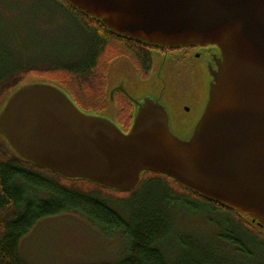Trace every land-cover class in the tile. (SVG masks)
<instances>
[{"label":"water","instance_id":"water-1","mask_svg":"<svg viewBox=\"0 0 264 264\" xmlns=\"http://www.w3.org/2000/svg\"><path fill=\"white\" fill-rule=\"evenodd\" d=\"M111 32L160 48L216 47L207 100L191 133L166 106L135 105L129 132L81 111L58 86L23 82L0 112V135L23 159L122 192L164 174L264 228V0H67ZM114 104L111 109L114 110ZM114 112V111H113Z\"/></svg>","mask_w":264,"mask_h":264},{"label":"trees","instance_id":"trees-1","mask_svg":"<svg viewBox=\"0 0 264 264\" xmlns=\"http://www.w3.org/2000/svg\"><path fill=\"white\" fill-rule=\"evenodd\" d=\"M57 1L90 37L89 56L78 64L34 67L35 75L58 86L87 114L101 115L114 104L118 125L129 132L135 105L122 92L111 102L108 73L116 60L127 58L140 77L149 76L154 63L151 49L156 47L119 36L67 0ZM8 66L0 58V112L24 82L23 76L8 75ZM187 210L210 227L203 230L206 236L177 230L179 217ZM62 213L80 214L100 230L126 238L127 256L102 264H264V228L164 174L145 172L134 190L122 192L85 179H68L28 162L0 135V264H25L19 252L21 240L41 220ZM170 242L168 254L173 258L161 249Z\"/></svg>","mask_w":264,"mask_h":264},{"label":"rangeland","instance_id":"rangeland-1","mask_svg":"<svg viewBox=\"0 0 264 264\" xmlns=\"http://www.w3.org/2000/svg\"><path fill=\"white\" fill-rule=\"evenodd\" d=\"M86 34L57 0H0V58L9 65L8 75L23 76L25 83L41 80L34 67L84 62L91 45ZM153 55V69L143 78L127 58L116 60L108 73V89L123 87L136 101L153 97L166 106L174 133L187 138L204 109L211 76L203 58L192 57L185 68ZM113 111L110 108L100 116L118 124ZM189 210L181 213L177 230L206 236L203 230L210 227ZM127 244L122 234L110 235L80 214L62 213L37 223L21 240L19 252L25 264L118 263L126 255ZM172 245L161 248L171 258Z\"/></svg>","mask_w":264,"mask_h":264},{"label":"flooded vegetation","instance_id":"flooded-vegetation-1","mask_svg":"<svg viewBox=\"0 0 264 264\" xmlns=\"http://www.w3.org/2000/svg\"><path fill=\"white\" fill-rule=\"evenodd\" d=\"M151 53H157L164 62L179 63L185 68H189V61L192 57L203 58L205 66L218 54L216 47L212 46H190L181 48H153ZM154 57V55H153ZM118 89V88H117ZM121 92V91H119ZM123 93V92H122Z\"/></svg>","mask_w":264,"mask_h":264}]
</instances>
